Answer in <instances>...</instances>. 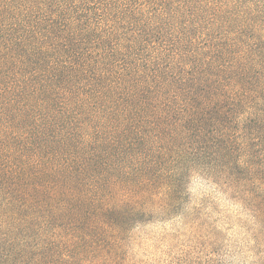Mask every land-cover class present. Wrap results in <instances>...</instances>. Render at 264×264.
<instances>
[{"label": "trees", "instance_id": "obj_1", "mask_svg": "<svg viewBox=\"0 0 264 264\" xmlns=\"http://www.w3.org/2000/svg\"><path fill=\"white\" fill-rule=\"evenodd\" d=\"M262 134L264 0H0V264H118Z\"/></svg>", "mask_w": 264, "mask_h": 264}, {"label": "rangeland", "instance_id": "obj_2", "mask_svg": "<svg viewBox=\"0 0 264 264\" xmlns=\"http://www.w3.org/2000/svg\"><path fill=\"white\" fill-rule=\"evenodd\" d=\"M263 141L238 152L243 166L223 168L222 188L192 179L171 208L128 232L118 264H264ZM241 148V147H239Z\"/></svg>", "mask_w": 264, "mask_h": 264}]
</instances>
